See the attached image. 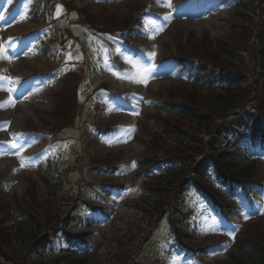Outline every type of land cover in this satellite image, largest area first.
<instances>
[{"label": "rangeland", "instance_id": "1", "mask_svg": "<svg viewBox=\"0 0 264 264\" xmlns=\"http://www.w3.org/2000/svg\"><path fill=\"white\" fill-rule=\"evenodd\" d=\"M11 2H14L13 9L8 4L0 9V176L3 180L0 205L22 194L30 183L40 181L45 175L63 184V188L58 184L57 189L47 191L55 192L57 198L63 194L67 197L68 191L72 195L94 199L98 197L99 183L104 180L105 173L104 169L95 168L90 163L100 156L119 163L118 170L111 176L112 181L120 183L127 179L129 183L127 190L119 195L113 193L109 199L110 211L121 210L122 213L106 234L113 231L117 235L128 221H133L134 213L128 211L130 203L141 196V178L147 176L141 166L147 157L146 129L156 130L158 127L157 117L152 120L151 115L159 111L167 116L168 105L158 98V92L182 82L194 83V76L179 71L176 62L161 58L168 52L176 31L185 36L194 34L196 38L208 33L215 41L226 37L231 27L225 20L237 11L238 2L202 0L195 9L190 1L184 0ZM145 6L169 21L160 24L152 19L144 25L146 36L141 37L140 45L146 56L142 58H133L124 47L118 46L119 40L97 37L76 11L78 7L88 12L135 17ZM182 8L189 11L182 15L181 23L179 18L172 17ZM22 35H27V40L22 41ZM135 61L140 62L136 67L133 66ZM141 66L151 68V76L146 83L142 82L145 74ZM199 85L216 88L217 81L213 85L202 81ZM74 86L77 87V112L71 128L63 130L55 140L48 134L25 132L28 119L45 121L53 117L55 94ZM116 93L123 101L115 97ZM107 127L111 128L105 132ZM245 141L235 139L230 145L240 146ZM55 168L56 173L53 172ZM159 169L153 168L148 175ZM187 197L182 206L189 215L183 223L199 241V249L217 242L220 237L234 241L238 231L248 223L244 216H235L232 217L233 225H230L212 213L193 190H189ZM97 199L103 202V198ZM260 203L264 205V201ZM86 215L96 223L86 225L87 229L98 226L100 235L106 227L100 223L104 220H98L90 213ZM155 232L153 239L158 241V245L153 247L164 257V264H199L195 260L189 262L175 256L178 244L174 238L168 239L170 230L166 223H161ZM170 247H173L172 258L163 255ZM61 248H65L61 242L52 246L54 252ZM231 250L226 249V245L219 247V254L213 262L228 263ZM81 254L78 251V255Z\"/></svg>", "mask_w": 264, "mask_h": 264}, {"label": "trees", "instance_id": "2", "mask_svg": "<svg viewBox=\"0 0 264 264\" xmlns=\"http://www.w3.org/2000/svg\"><path fill=\"white\" fill-rule=\"evenodd\" d=\"M237 21L233 24L232 32L228 37L215 44L207 37L201 41H192L193 39L189 38L186 43H182L179 37L176 41L173 49L182 65L189 62L192 66H196L195 71L199 75L209 76L211 73L215 74L209 70L216 71L221 76L219 77L221 80L228 85L234 84L235 87L233 89L230 87L222 93L213 92L206 95L186 86L175 87L167 92L166 98L171 105L169 113L171 117L161 121L162 135L147 132V154H149L147 161L153 160L156 164L173 163V171L164 179H159L157 185L155 181L143 183L144 195L140 202L143 207H147V210L130 208V211L135 213V219L130 224H126L124 233L105 240L108 242L106 248L109 253H112L113 249L125 246L127 237L138 235L141 223L147 224V231L156 225L158 217L161 218L164 214L168 203L175 201L178 194L188 185L187 183L196 185L211 198L215 209L225 212L228 207L222 203L221 193L214 191L213 187L206 186L201 179L203 169L210 161L207 156L217 157L215 167L220 170L221 175L217 178L218 182L230 193L242 183L255 180L259 175L256 163L241 166L237 162V156H230L219 147L222 121L236 115L239 116L236 123L240 125V115L244 114L248 117L245 112L246 106L255 107L259 116L264 114V24L256 29L253 25L254 14L250 12L240 16ZM106 23L107 28L112 29L126 25L127 21L111 17ZM253 78L256 80L251 82ZM62 102L65 103L66 100L62 99ZM245 132L250 137L252 146L259 142L258 144L264 147V118H260ZM92 162L106 164L104 160L99 159ZM259 178L260 188L264 190V177L259 176ZM25 197L28 198V202L19 199L17 203L14 200L12 204L17 209L19 220L13 222L9 230L3 228L1 223L6 217L2 218V216H8L7 210L13 207L10 202L0 205V244L8 249L17 247L10 248L11 256L29 250L45 228L53 229L59 221L57 210L60 205L53 192L48 193L45 199L42 196L39 198L35 190H29ZM66 203L69 204L68 201ZM170 214L174 215L172 212ZM176 222L172 219L174 227ZM262 223L256 222L245 229L242 238L235 246L236 254L227 264H264L262 235L264 215ZM53 264L89 263L85 259H73L56 260Z\"/></svg>", "mask_w": 264, "mask_h": 264}, {"label": "snow or ice", "instance_id": "3", "mask_svg": "<svg viewBox=\"0 0 264 264\" xmlns=\"http://www.w3.org/2000/svg\"><path fill=\"white\" fill-rule=\"evenodd\" d=\"M168 6H170V5H168ZM139 63H140L139 61H135L133 66L136 67V65H138ZM141 71H143L144 74H145V79L142 82L146 83L147 82V78L151 76V68L145 67V66H141ZM114 74L118 75L117 73H114ZM12 147H16V145H12ZM22 167H23V165H22Z\"/></svg>", "mask_w": 264, "mask_h": 264}]
</instances>
